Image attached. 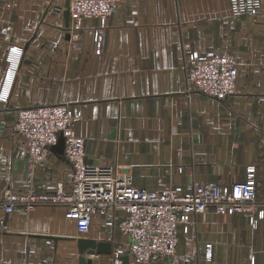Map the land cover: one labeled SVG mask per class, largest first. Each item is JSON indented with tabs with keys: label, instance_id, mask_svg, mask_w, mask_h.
I'll return each instance as SVG.
<instances>
[{
	"label": "crops",
	"instance_id": "0c3cea01",
	"mask_svg": "<svg viewBox=\"0 0 264 264\" xmlns=\"http://www.w3.org/2000/svg\"><path fill=\"white\" fill-rule=\"evenodd\" d=\"M66 1L0 0V90L10 50L22 49L9 99L0 100V197L70 184L62 139L31 168L14 129L19 108L68 103L81 111L74 127L85 138V162L129 168L136 187L231 185L254 165L252 209L191 213L179 226L178 264H264V0L255 16H234L232 0H120L100 48L101 19L84 17L73 29L70 17L67 27ZM225 48L240 62L235 92H188V57ZM65 210L0 208V264H79V237L112 243L92 264H123L126 253L113 256L127 236L107 226L105 214L94 213L80 233ZM129 264L142 263L129 256Z\"/></svg>",
	"mask_w": 264,
	"mask_h": 264
},
{
	"label": "built area",
	"instance_id": "2783aa9c",
	"mask_svg": "<svg viewBox=\"0 0 264 264\" xmlns=\"http://www.w3.org/2000/svg\"><path fill=\"white\" fill-rule=\"evenodd\" d=\"M120 0H69L73 29L84 17L101 19L95 28L98 48L105 35L104 21L115 11ZM260 0H232L234 16H255ZM57 10H61L56 6ZM22 49L10 50L0 100L8 101ZM16 55V56H14ZM188 92L201 91L224 99L235 92L240 75V62L229 49L213 54L192 53L185 65ZM81 117L68 103H54L18 109L15 131L26 142L29 165L34 168L48 149L60 139L66 159L71 165L70 184L61 182L48 193L7 189L0 197V208L11 212L21 204L32 208L40 203L65 207L67 218L75 221L80 233H87L93 214H105V224L127 236V242L114 251V258L128 254L134 261L147 264L157 257L169 258L173 264L182 259L179 253V226L191 213L209 209L217 213H232L252 209L257 191L255 166L248 167L249 177L231 185L220 183L191 184L188 187H168L150 190L136 187L129 168L112 165H92L85 162V138L74 127Z\"/></svg>",
	"mask_w": 264,
	"mask_h": 264
},
{
	"label": "water",
	"instance_id": "95a60500",
	"mask_svg": "<svg viewBox=\"0 0 264 264\" xmlns=\"http://www.w3.org/2000/svg\"><path fill=\"white\" fill-rule=\"evenodd\" d=\"M69 0L66 1V9L64 15L66 25L68 27L70 21V11L68 9ZM63 142V141H62ZM61 142V145L64 143ZM77 247L79 250V264H92L95 254H110L112 253V243L110 241L96 240L88 237H79L77 239ZM123 264H129V255H123Z\"/></svg>",
	"mask_w": 264,
	"mask_h": 264
}]
</instances>
